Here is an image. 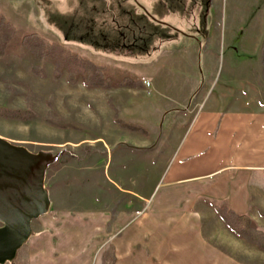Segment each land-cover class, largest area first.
<instances>
[{
  "label": "crops",
  "instance_id": "0c3cea01",
  "mask_svg": "<svg viewBox=\"0 0 264 264\" xmlns=\"http://www.w3.org/2000/svg\"><path fill=\"white\" fill-rule=\"evenodd\" d=\"M258 14L249 51H175L159 66V84L124 74L110 88H92L105 97L95 105L108 130L76 148L91 150L94 140L107 152L110 162H84L102 167L85 183L105 194L69 196L68 178L54 179L48 210L3 264H264V252L232 233L216 210L248 216L264 233V2ZM158 89L160 100L152 96ZM139 110L147 111L145 125ZM116 117L145 134L121 129Z\"/></svg>",
  "mask_w": 264,
  "mask_h": 264
},
{
  "label": "rangeland",
  "instance_id": "374dc122",
  "mask_svg": "<svg viewBox=\"0 0 264 264\" xmlns=\"http://www.w3.org/2000/svg\"><path fill=\"white\" fill-rule=\"evenodd\" d=\"M160 1L179 3L184 8L178 9V13H165L164 6L160 9ZM262 2L264 0H0V14L17 32L0 57V137L47 158L43 182L47 193L54 179L63 182L68 178L69 196L88 199L96 192L104 195L100 190L95 191L94 184L85 183L87 179L101 177L102 167L90 170L84 162L93 164L94 157L106 160L107 152L94 140L88 142L93 144L91 150L85 146L76 148V145L83 139L100 138L103 131L108 130L102 117L96 114L95 105L101 106L105 97L94 88L86 87L80 79L76 85H70L65 71L55 79L53 61H38L22 47V38L38 34L51 43L64 45L72 53L103 65L104 75L113 83L125 74L132 78L149 77L159 84L163 74L159 73V66L165 64L170 55L174 58L175 51L252 49ZM33 67L39 68V73L33 74ZM127 82L128 79L121 80L118 84L123 86ZM152 96L159 100L162 97L159 89L158 94L152 93ZM14 112L21 114V118H10V113ZM146 115L147 111L139 110L137 122L145 125ZM48 119L79 129L58 128ZM138 123L127 124L140 127ZM57 156V160L51 162Z\"/></svg>",
  "mask_w": 264,
  "mask_h": 264
},
{
  "label": "water",
  "instance_id": "95a60500",
  "mask_svg": "<svg viewBox=\"0 0 264 264\" xmlns=\"http://www.w3.org/2000/svg\"><path fill=\"white\" fill-rule=\"evenodd\" d=\"M46 159L0 137V264L14 258L30 236L32 221L48 210Z\"/></svg>",
  "mask_w": 264,
  "mask_h": 264
},
{
  "label": "trees",
  "instance_id": "16d2710c",
  "mask_svg": "<svg viewBox=\"0 0 264 264\" xmlns=\"http://www.w3.org/2000/svg\"><path fill=\"white\" fill-rule=\"evenodd\" d=\"M16 29L10 24L2 14H0V57L6 53L10 43L16 35ZM22 47L32 54L38 61L51 59L54 63V77L59 79L61 73H67V80L70 85H76L79 79L88 88H110V80L104 75L105 67L91 60L85 59L78 54L72 53L68 48L59 43H51L38 34L25 35L21 40ZM262 56L264 58V40L262 43ZM33 74L39 73V68L31 69ZM125 80V79H124ZM137 85V83H130ZM10 118H21L19 113H10ZM52 125L58 128H74V125H66L63 122H53L48 119ZM115 122L121 128H126L133 132L145 134L141 127L130 125L119 120ZM218 214L226 227L236 236L242 238L249 244L256 246L259 250L264 251V233L258 230L252 220L245 215L237 216L225 208L216 207ZM104 264H113L112 259H106Z\"/></svg>",
  "mask_w": 264,
  "mask_h": 264
},
{
  "label": "built area",
  "instance_id": "2783aa9c",
  "mask_svg": "<svg viewBox=\"0 0 264 264\" xmlns=\"http://www.w3.org/2000/svg\"><path fill=\"white\" fill-rule=\"evenodd\" d=\"M143 84L145 85V87L147 89H149L151 87V84L148 81H146V80H143ZM148 93H149V91H148ZM141 214H142V211L137 212V215H141Z\"/></svg>",
  "mask_w": 264,
  "mask_h": 264
}]
</instances>
